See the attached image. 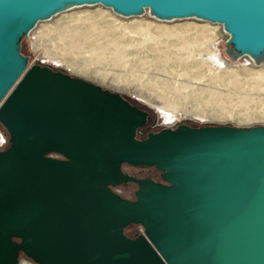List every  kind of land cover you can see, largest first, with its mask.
<instances>
[{"label": "water", "instance_id": "obj_1", "mask_svg": "<svg viewBox=\"0 0 264 264\" xmlns=\"http://www.w3.org/2000/svg\"><path fill=\"white\" fill-rule=\"evenodd\" d=\"M93 4L219 24L233 60L264 62V0H0V264H264V126L180 123L139 138L148 107L28 66L21 41L39 22ZM127 182L134 200L113 189ZM131 224L143 232L128 236Z\"/></svg>", "mask_w": 264, "mask_h": 264}, {"label": "rangeland", "instance_id": "obj_2", "mask_svg": "<svg viewBox=\"0 0 264 264\" xmlns=\"http://www.w3.org/2000/svg\"><path fill=\"white\" fill-rule=\"evenodd\" d=\"M223 26L197 18L161 20L149 10L122 16L101 4L69 8L41 21L23 40L36 63L123 95L150 110L158 131L193 126H264V62L233 60ZM8 140L0 124V139ZM124 171L159 178L155 168L124 165ZM137 185L116 188L134 196ZM143 228L139 226V234ZM20 264H35L21 254Z\"/></svg>", "mask_w": 264, "mask_h": 264}, {"label": "flooded vegetation", "instance_id": "obj_3", "mask_svg": "<svg viewBox=\"0 0 264 264\" xmlns=\"http://www.w3.org/2000/svg\"><path fill=\"white\" fill-rule=\"evenodd\" d=\"M150 121H151V117H150V111H149V116H148V120H147V122H146V124L142 127V128H140L139 130H138V132H137V136L139 137V138H145L147 135H148V133H150V132H154L155 130H154V127H152V126H150L149 124H150ZM52 156L53 157H57V158H61V156H59L58 154H52ZM124 165H126V164H123V167H124ZM128 165V164H127ZM131 166V165H130ZM134 167H145V166H134ZM146 168H154V167H146ZM124 170V169H123ZM157 170V169H156ZM126 172V171H125ZM126 173H128V172H126ZM128 174H130V175H132V176H134V177H136V178H140V179H142V178H152V179H154L155 181H158V182H162V179H161V172L159 171V178L157 179V178H154V177H149V176H144V177H139L138 175H134V174H131V173H128ZM130 183H133V184H136L137 185V189H138V184L137 183H135V182H127V183H125V184H121V185H119V186H117V187H114L113 189L117 192V193H119L117 190H116V188H118V187H121V186H125V185H128V184H130ZM136 189V190H137ZM136 190H135V192H136ZM135 192H134V196H131V197H126V196H123L122 194H120L122 197H124V198H128V199H130V200H134V199H136V196H135ZM139 226L140 225H138V224H131V225H129L127 228H126V233H127V235L128 236H130V237H135V236H137L138 234H139Z\"/></svg>", "mask_w": 264, "mask_h": 264}, {"label": "built area", "instance_id": "obj_4", "mask_svg": "<svg viewBox=\"0 0 264 264\" xmlns=\"http://www.w3.org/2000/svg\"><path fill=\"white\" fill-rule=\"evenodd\" d=\"M7 144H8V140L6 138L2 137V139H0V149L4 148Z\"/></svg>", "mask_w": 264, "mask_h": 264}, {"label": "trees", "instance_id": "obj_5", "mask_svg": "<svg viewBox=\"0 0 264 264\" xmlns=\"http://www.w3.org/2000/svg\"><path fill=\"white\" fill-rule=\"evenodd\" d=\"M24 38H25V37H24ZM24 38H23L22 41H21V51H22V53H23L24 55L28 56V55L25 53L24 48H23V40H24ZM28 62H29V61H28Z\"/></svg>", "mask_w": 264, "mask_h": 264}, {"label": "bare ground", "instance_id": "obj_6", "mask_svg": "<svg viewBox=\"0 0 264 264\" xmlns=\"http://www.w3.org/2000/svg\"><path fill=\"white\" fill-rule=\"evenodd\" d=\"M96 5V4H95Z\"/></svg>", "mask_w": 264, "mask_h": 264}]
</instances>
